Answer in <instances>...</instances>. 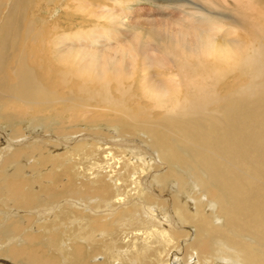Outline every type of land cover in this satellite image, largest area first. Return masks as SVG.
<instances>
[{"label": "bare ground", "instance_id": "bare-ground-1", "mask_svg": "<svg viewBox=\"0 0 264 264\" xmlns=\"http://www.w3.org/2000/svg\"><path fill=\"white\" fill-rule=\"evenodd\" d=\"M44 1L0 0V264H264V15H185L145 61L120 0Z\"/></svg>", "mask_w": 264, "mask_h": 264}, {"label": "rangeland", "instance_id": "rangeland-1", "mask_svg": "<svg viewBox=\"0 0 264 264\" xmlns=\"http://www.w3.org/2000/svg\"><path fill=\"white\" fill-rule=\"evenodd\" d=\"M5 1H9V0H5ZM62 1L63 0H61L60 2H62ZM64 2H65V0L62 2L61 6L59 5V6L54 7V6H50V5L47 6V2L44 1L40 4L39 7H37V9H38V12L42 14L41 16H43V17L45 16L46 20L50 21V23H51V22H54V20L56 19L55 17H59L60 14H62V11L64 12V9L63 8L61 9ZM231 3H233V0H134L132 2H127L126 0H120V2H118L116 4L115 9L117 11H115L116 13L114 12L115 13L114 24L117 26H115V25H111V26L113 28L112 30L117 33V36L120 35V37H118L120 39H118V38L117 39L124 41V42L122 41L123 45H125L126 43H128V44L132 43V46H133L134 45L133 43H135L134 41H136L137 37H143L142 40L140 38L138 41L141 44V48H143V47L144 48L142 50L141 49H139V50H141L143 52V53L141 52V55L146 56L145 61H147V60H149L148 58L151 57V56H149V55H151L150 50L155 51L157 48L160 49V47L162 45L164 46L168 42H171V41L175 42V40H173L172 37H171V39H172L171 40L170 37L167 36V34H168L166 32L167 29H168L167 31L177 30V29H179L178 24L183 25V26L184 25H190V23L187 20L185 15H193V16H196L197 18H201L203 16V14L209 13V15H211V14L223 12V13H226V14L232 15V16L239 14V19H241L244 15H251L252 14V15L258 16L259 18H262L264 15V13L262 11V5L257 0H246L245 4L242 5V3H239V5H237L236 7ZM3 8H5V7H3ZM33 8L35 9V7H32V9ZM199 8H201L202 10H199ZM32 9L29 10V12H28L29 16H30L31 12L33 13V11H35L34 9L33 10ZM47 9H48V11H47ZM84 17L85 16L82 14L79 15V19L77 21V24L80 22L79 26H83L84 23H82L81 21H84L85 19L88 21V23H91L90 22L91 19H89L88 17H85V18ZM116 17H118V18L116 19ZM94 19L95 18H93L92 21ZM101 22H103V21H101ZM165 25H170V26L168 28ZM162 26H164V27H162ZM61 27L66 28L67 27L66 22L63 21ZM150 27H151V29H150ZM240 27H241V24L239 25V28ZM163 28H164V31H163L164 33H162V34L160 33L158 35H159V37L162 35L160 38H162L164 36L163 37L164 39H159V37H157L158 36L157 33L161 32L163 30ZM157 30H158V32H157ZM135 31H137V32H135ZM148 31H150V32H148ZM151 31H152V33H151ZM131 32L134 33V35ZM165 32H166V35H165ZM150 33H151V36H150ZM152 34L154 35L155 39H159L158 41H160V42L163 41L164 43L163 42L160 43L157 40H154ZM170 35H172V34H170ZM149 36H150V38H149ZM117 39H114V38L109 39L108 36L104 35V37H102V35H101V38L98 41V43H94L93 46L97 45L96 47L99 49V52L104 51V50H108L110 47L113 48V47L118 45V43H116ZM125 41H126V43H125ZM151 41H154V42H151ZM144 42H146V43H144ZM155 43L156 44L160 43L161 46H160V44L156 45ZM128 44H126V45H128ZM143 44H146V45L143 46ZM150 45H152V46H150ZM149 47H151V48H149ZM119 49H121V48H119ZM145 50L149 53L145 54L144 53ZM229 82L230 83L233 82V79H230ZM137 89H136V91L140 95L141 94L140 89H138V90ZM79 127L80 126L68 127V130L71 128H72L71 130L79 129ZM84 128H85V126H83V128H80L79 131L85 132ZM40 129L41 128L35 129V131L36 130L40 131ZM25 145L28 146V144H25ZM22 161H23V159L17 158L15 163H21ZM11 171H12V169H11ZM25 174H26V176L30 175L28 172H25ZM79 181L80 180H78V182H77V185L79 183L78 187H80ZM195 188H196V186H195ZM30 228H28L27 230H30ZM1 231L2 230L0 229V232ZM25 232H26L25 228H23V231L21 233V239H23V234ZM19 236H20V233H19ZM18 242L23 244L22 241L18 240ZM3 243H5L4 240H3ZM0 247H1V245H0ZM5 250L8 251L9 247L7 246ZM3 251H4V249L2 248V250H0V255L4 259L10 258L11 253L10 254L8 252L4 253ZM19 263L26 264V262H19Z\"/></svg>", "mask_w": 264, "mask_h": 264}]
</instances>
